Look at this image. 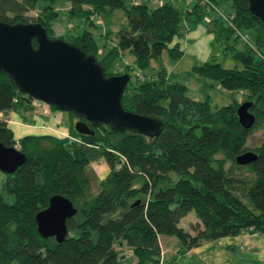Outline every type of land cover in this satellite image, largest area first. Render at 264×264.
I'll return each instance as SVG.
<instances>
[{
  "label": "trees",
  "instance_id": "16d2710c",
  "mask_svg": "<svg viewBox=\"0 0 264 264\" xmlns=\"http://www.w3.org/2000/svg\"><path fill=\"white\" fill-rule=\"evenodd\" d=\"M181 1L183 10L170 0L154 6L152 0H0V22L40 24L49 39L69 41L93 56L105 77L129 75L122 108L160 123L158 135L146 136L93 126L67 113L71 121L86 122L94 134H78L71 122L58 136L16 140L0 119V143L26 156L13 174H4L0 190V264H126L123 249L133 264H165L159 242L163 237L177 238L179 252L189 253L243 230L264 233V25L249 11L247 0ZM224 3L229 4L226 16L218 12ZM66 4L67 9L59 8ZM115 10L126 13L127 28L117 33L111 47L104 44L105 53L100 54L87 28L96 29V18ZM31 11L37 14L30 19L26 13ZM203 22L213 35L211 46H220L239 68H224L211 56L191 73L244 93L241 102L214 111L208 97L190 98L186 85L164 68L152 78L141 75L164 52L172 61L180 60L183 52L179 44L171 45L174 39ZM57 25L63 29L58 37ZM75 28L86 29L70 36ZM32 45L37 47L35 40ZM126 55L132 62L113 73ZM134 70L131 81L129 71ZM32 101L0 72V113L14 112L26 122L35 109ZM245 102L252 103L249 112L255 118L250 129L243 128L237 116ZM261 130L263 137L252 146V135ZM246 152L256 154V160L237 165L235 158ZM100 160L109 171L92 193L96 177L90 165ZM242 170L251 177L237 175ZM5 195H12L13 203H7ZM55 195L69 199L76 209L66 221L61 243L42 238L35 222ZM190 213L197 218L194 234L180 226Z\"/></svg>",
  "mask_w": 264,
  "mask_h": 264
},
{
  "label": "water",
  "instance_id": "95a60500",
  "mask_svg": "<svg viewBox=\"0 0 264 264\" xmlns=\"http://www.w3.org/2000/svg\"><path fill=\"white\" fill-rule=\"evenodd\" d=\"M247 3L249 11L264 25V0H247ZM0 72L8 75L20 92L59 112L83 118L93 126L106 125L119 133L137 132L146 136L159 133L160 123L156 119L122 108L129 75L105 77L93 56L61 39H49L40 24L0 22ZM251 105L245 102L237 109L239 123L245 129L255 122L249 112ZM86 122L76 121L74 131L93 135ZM255 160L253 152L235 158L240 166ZM25 161L26 156L17 148L0 143L1 173L13 174ZM75 214L69 199L60 195L51 197L48 207L35 216L38 234L61 243L67 235L66 221Z\"/></svg>",
  "mask_w": 264,
  "mask_h": 264
},
{
  "label": "rangeland",
  "instance_id": "374dc122",
  "mask_svg": "<svg viewBox=\"0 0 264 264\" xmlns=\"http://www.w3.org/2000/svg\"><path fill=\"white\" fill-rule=\"evenodd\" d=\"M167 0H158V2H154L152 0L151 6L161 4ZM172 5L176 6L179 10H183L184 8V2L181 0H175L174 2L170 0ZM69 7V4L60 6L59 8L67 9ZM212 12V11H211ZM218 12L222 16H226L229 12V4L224 3L218 7ZM36 11H31L26 13V16L28 18H34L36 16ZM96 17H94L95 19ZM96 23L98 27L95 28H87L92 34L94 35L95 41L97 45L100 48V54L105 53L103 49L104 44H108V47H111L118 38L117 33L122 30L123 28H127L128 20L126 13L122 10H115L112 13H106L101 14L96 18ZM202 25L206 26L208 31V26L206 22H203ZM55 36L58 37L63 33V29L60 26L54 27ZM75 28L72 32H69L70 36L80 34L83 29ZM110 33L109 37L110 40L106 39L105 34ZM209 33V32H208ZM187 35V32H183L181 39H185ZM213 40V39H212ZM67 43H70L69 41H66ZM210 53L208 55L207 60L211 56H215L218 63H220L224 68L231 69V68H239V65L236 61L232 60L228 56H224L221 51L222 48L218 45L210 46ZM104 51V52H103ZM166 54L165 52L161 55V57L158 60H154L150 67L146 70L141 72V75L147 76L148 78L155 77L157 73L162 69H166L167 72L171 73L174 77L175 81H178L180 83H183L187 87V95L196 100V101H203L208 97L210 101V107L214 111L217 108L229 105L233 103L234 101L241 102L244 99V93L235 92V91H229L226 89H223L219 86L217 82H211V81H202L198 79L197 76L191 73L192 68L198 65H201L204 61L200 57H193L192 55H184V57L178 61L174 62L171 59L167 57H163V55ZM125 62L130 63L131 57L126 55L125 56ZM125 62H118L114 65L113 73H116L120 71L123 67H125ZM121 72V71H120ZM136 70L129 71V74L132 76L131 81H133ZM154 74V76H152ZM32 106L35 108L34 111L30 114L31 119L35 121V127L33 130L27 131V132H16L17 136H23L30 135L28 133H31L33 135H38L39 133H47V134H55L58 136V134H61L64 131H67L69 126L71 125V118L67 113L59 112V111H51L48 108V105L38 103L34 100L32 101ZM29 116V117H30ZM21 118V117H20ZM4 120H12L16 122V118L13 116H4ZM77 120V119H75ZM28 121V120H27ZM25 122V121H22ZM53 123L57 129L63 130L62 132L60 130H57L56 128H50L46 131L43 130V126H40V124H48ZM25 124L30 125L29 122H25ZM75 124V121L73 123V126ZM15 126V125H12ZM17 128V127H16ZM61 132V133H59ZM263 137V131H257L252 135V146L257 143L261 138ZM251 146V147H252ZM91 169L93 170L95 174V180L92 182L91 191L92 193H96L98 191L97 182L102 180L108 173L109 168L105 164L103 160H100L98 162L92 163ZM229 167V163L226 164V168ZM239 176L250 178L251 174L247 170H242L237 173ZM4 174L0 172V190L4 179ZM241 196V194H240ZM5 201L9 204L13 203L14 198L12 195H5ZM244 202H246L244 200ZM197 222V218L193 213L188 214L185 218H183L180 221V226L183 227L188 233L194 234L192 230V226ZM160 247L162 250L163 260L165 264H202L199 262L197 257L195 255L189 254V253H183L179 252L182 248V245L180 241L175 237H163L159 239ZM125 257V263L126 264H133V261L130 259V253L127 249H123L122 252ZM248 260V259H246Z\"/></svg>",
  "mask_w": 264,
  "mask_h": 264
},
{
  "label": "crops",
  "instance_id": "0c3cea01",
  "mask_svg": "<svg viewBox=\"0 0 264 264\" xmlns=\"http://www.w3.org/2000/svg\"><path fill=\"white\" fill-rule=\"evenodd\" d=\"M191 1L192 0H187V4H191ZM212 39L213 35L208 33L206 26L200 24L194 31L187 32L185 39L175 38L171 45L175 43L179 44L180 50L183 52L181 59L187 54L192 55L193 57H200L205 62L207 61L208 55L210 53L209 47L211 46ZM165 55L166 54H164L163 57ZM165 57L169 58L167 55ZM125 59L126 57H124L123 62H125ZM131 62L132 58L130 63ZM130 63L125 62V64ZM167 73L171 75V73ZM152 76H154V74ZM30 114L31 113L26 115L28 120L26 122H29L30 125L22 122L20 115L14 112H9L7 114L0 113V119L4 120L5 115L16 118V122L12 120L4 121L13 131L15 139L18 140L19 138L25 136V134L23 136H17L16 132H27L33 130V128L36 126V123L31 119ZM40 126H43L42 128L44 131L50 128L57 129L53 123L40 124ZM64 132L66 133V131ZM28 134L33 135L31 133ZM46 134L47 133L43 132L39 133L38 135ZM189 254L195 255L202 264H264V233L251 234L248 231L243 230L235 237H226L205 243L189 252Z\"/></svg>",
  "mask_w": 264,
  "mask_h": 264
},
{
  "label": "built area",
  "instance_id": "2783aa9c",
  "mask_svg": "<svg viewBox=\"0 0 264 264\" xmlns=\"http://www.w3.org/2000/svg\"><path fill=\"white\" fill-rule=\"evenodd\" d=\"M154 2H158V0H153ZM242 37V39H243V41H245V40H247V36H241ZM36 101V100H35ZM37 103H38V106H39V103H41V102H38V101H36ZM43 104V103H42Z\"/></svg>",
  "mask_w": 264,
  "mask_h": 264
},
{
  "label": "flooded vegetation",
  "instance_id": "af4514ba",
  "mask_svg": "<svg viewBox=\"0 0 264 264\" xmlns=\"http://www.w3.org/2000/svg\"><path fill=\"white\" fill-rule=\"evenodd\" d=\"M78 120H79V119H77V120H74V121L76 122V121H78ZM74 121H73V123H74Z\"/></svg>",
  "mask_w": 264,
  "mask_h": 264
}]
</instances>
